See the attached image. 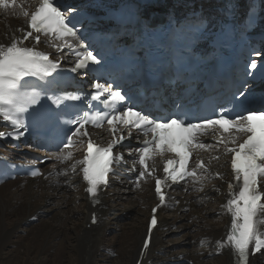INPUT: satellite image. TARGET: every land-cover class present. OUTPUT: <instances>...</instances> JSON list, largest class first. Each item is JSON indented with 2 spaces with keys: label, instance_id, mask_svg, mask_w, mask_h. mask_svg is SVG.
Returning <instances> with one entry per match:
<instances>
[{
  "label": "snow or ice",
  "instance_id": "snow-or-ice-1",
  "mask_svg": "<svg viewBox=\"0 0 264 264\" xmlns=\"http://www.w3.org/2000/svg\"><path fill=\"white\" fill-rule=\"evenodd\" d=\"M0 8H19L20 13L28 18L25 23L30 28L20 29L22 36L7 37V44L0 42V120L7 122L11 129L7 133L0 131V138L18 140L30 127L35 130L47 122L54 125V138L58 141L55 146L60 149L56 159L68 160L71 152L65 153L64 150L76 143L79 137L89 136L85 125L100 127L106 121L114 138L107 146H99L89 137L85 156L71 168L75 172L80 167L88 184L87 192L95 199L98 188L108 184V174L114 170V163L123 162L124 154L114 155L113 148L123 146V141L132 137V129L137 130V143L140 144L130 153L141 166L137 182L155 171L154 163L152 171H149V161L165 153L175 155V159L165 160L163 173L166 180L176 183L191 177L201 181L203 173L207 172L203 160L198 161L192 170L186 169L188 158L200 136L221 129L233 133L227 139L221 137L218 141L223 144L226 153H231L233 173V181L228 183L229 198L223 205L231 216L225 243L234 249L236 264H249L250 245L253 255L264 250V96L257 103L245 106L234 93L233 101L229 102L232 105L230 108L222 107L212 114V118L199 117L198 122H192L193 118L185 112L164 115L155 114L147 108L137 111L135 109L139 104L127 92L121 93L113 90L111 85L101 84L99 77L92 86V92H68L60 80V71L63 70L60 61L37 46L43 43L57 52L69 48L76 57L71 72L84 71L85 75L94 72L102 58L86 47L81 50V33L77 27L81 23V10L70 6L66 0H39L38 6L31 12L23 3L18 5L17 0H0ZM30 37L34 43L28 46L24 41ZM250 67L257 68L255 59ZM247 92L245 86L239 91V96L247 100ZM104 93L108 95L102 99ZM74 102L88 105L99 102L104 110L89 107L85 111ZM65 116H70V119H63ZM68 125L75 127L69 128ZM118 125L128 128L127 137L119 132ZM174 128L178 130L177 134L170 135ZM140 135L150 138L140 140ZM199 147L206 145L199 144ZM197 169L201 170V175H197ZM39 174L38 169L31 170V175ZM164 182L156 179V191L161 193L162 201L161 185ZM96 202H99L98 199ZM155 211L154 208L153 213ZM156 224V216L153 215L151 225ZM144 247L147 248L148 244L145 243Z\"/></svg>",
  "mask_w": 264,
  "mask_h": 264
},
{
  "label": "bare ground",
  "instance_id": "bare-ground-1",
  "mask_svg": "<svg viewBox=\"0 0 264 264\" xmlns=\"http://www.w3.org/2000/svg\"><path fill=\"white\" fill-rule=\"evenodd\" d=\"M21 26L20 19L0 18V40L16 35ZM6 149H0V153L8 154ZM45 169L44 177L16 178L0 185V264H92L96 256H100L99 261L110 259L111 264H184L188 260H192V264H202L203 257L211 255H216L218 264H236L232 246L224 241L227 219L222 204L215 200L217 184L202 196L203 200L197 202L189 214L183 203L173 208L172 213L160 212L161 222L150 245L144 248L150 206L154 202L147 189L134 190L124 180H112L102 204L93 206L80 187H72L71 171L58 179L50 164ZM130 197L132 202L120 210L107 204L110 200H128ZM51 203L54 205L48 211L43 210ZM44 212H50L51 217ZM212 213L214 217L209 218ZM134 215L140 218L131 223L124 237L119 236L120 242L116 240L108 246L101 244L105 229L123 219L128 221ZM48 218L52 221L49 222ZM23 224L37 227L28 243H24L23 236L19 235L18 229ZM179 228L182 232H194L195 239L192 235L190 242L182 243L183 250L173 252L163 243ZM14 233H17V240H12ZM7 246L13 250L4 252ZM251 264H264V256L257 255Z\"/></svg>",
  "mask_w": 264,
  "mask_h": 264
},
{
  "label": "rangeland",
  "instance_id": "rangeland-1",
  "mask_svg": "<svg viewBox=\"0 0 264 264\" xmlns=\"http://www.w3.org/2000/svg\"><path fill=\"white\" fill-rule=\"evenodd\" d=\"M130 202H132V198L130 197V199L126 200L125 198L123 199H119L118 201H108V205H110L111 207L116 206V208L118 210L121 209V207L123 205H128ZM54 203L48 204V206H44L43 210L48 211V209L53 206ZM47 214V217H51V213L50 212H44V215ZM211 215H214V213L210 214L209 218L211 217ZM171 215L168 216V218H170ZM140 218V216L134 215L131 217V219H129L128 221L126 220H122L120 222H115L113 224V226L110 229H105V231L103 232V235L101 237V244L108 246V245H112L114 244V242L117 240L118 242H120L119 236L122 235V237H124L125 232L129 229V226L131 225V223H135L138 219ZM212 218V217H211ZM48 221L51 222L52 219L48 218ZM96 225V224H95ZM37 229V227H30L29 225L27 226V224H23V226L19 227L18 231H19V235L21 234L24 238V243H28L29 238L32 237V233ZM182 228H179L177 230V232L173 235H170L169 238L164 241V246H166V248L170 251L173 252H177V251H181L183 250V246L182 243L185 241H191V237L193 235V238L195 239L194 236V232L191 231H187L186 232H182ZM186 233V234H185ZM17 233L12 234V240H17ZM189 248V246H187V249ZM13 248L11 246H7L4 249V252H10L12 251ZM20 250L22 252L23 246L20 247ZM34 252V251H33ZM74 252V249L70 250V253L72 254ZM22 253H20L21 255ZM100 260V256H96L94 262L92 264H111V260L110 259H103L101 261ZM202 264H218L217 263V259H216V255H211V256H207V257H203V259L201 260Z\"/></svg>",
  "mask_w": 264,
  "mask_h": 264
}]
</instances>
